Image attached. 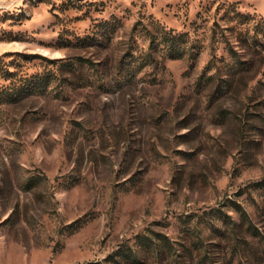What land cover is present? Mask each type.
Wrapping results in <instances>:
<instances>
[{"label": "rangeland", "instance_id": "obj_1", "mask_svg": "<svg viewBox=\"0 0 264 264\" xmlns=\"http://www.w3.org/2000/svg\"><path fill=\"white\" fill-rule=\"evenodd\" d=\"M89 262L264 264V0H0V264Z\"/></svg>", "mask_w": 264, "mask_h": 264}, {"label": "trees", "instance_id": "obj_2", "mask_svg": "<svg viewBox=\"0 0 264 264\" xmlns=\"http://www.w3.org/2000/svg\"><path fill=\"white\" fill-rule=\"evenodd\" d=\"M175 41L176 40L173 38L171 40L172 44H175ZM236 208H237V211L240 213L241 217L243 218V220L248 222V225L250 226L251 223L249 224V218H248L247 213L239 205H236ZM85 264H103V263L102 262H89V263H85Z\"/></svg>", "mask_w": 264, "mask_h": 264}]
</instances>
